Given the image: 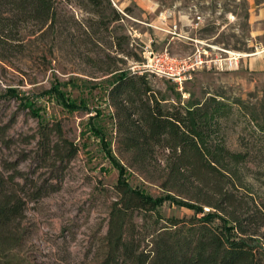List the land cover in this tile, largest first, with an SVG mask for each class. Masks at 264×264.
<instances>
[{"label":"rangeland","instance_id":"1","mask_svg":"<svg viewBox=\"0 0 264 264\" xmlns=\"http://www.w3.org/2000/svg\"><path fill=\"white\" fill-rule=\"evenodd\" d=\"M112 2L123 17L109 28H102L98 16L77 4L64 3L65 42L59 43L56 34L45 39L34 36L22 52L19 48L8 52L6 61L0 56V126L7 128L9 140L0 155V167L16 163L23 173L17 181L23 186L26 179L33 181L44 192L39 198H28L23 217L9 232L16 242L3 246L5 259H13L11 264L94 262L116 196L113 186L119 179L159 199L166 216L194 214L158 182L128 168L115 152L116 129L107 99L112 78L107 69L112 60L107 55L121 57L118 66L131 71L132 64L143 59L146 45L176 57L193 53L201 44L245 54L237 69L194 73L183 90L168 79H150L162 91L165 105L203 103L216 97L242 109L224 131L231 149L252 153L241 167L244 184L239 196L248 203L264 246V135L253 132L255 123L264 125V0ZM114 36L122 38L125 53L114 52ZM10 87L17 88L18 98L9 97ZM72 103L77 105L74 110L68 106ZM90 119L102 134L91 130ZM55 120L61 121L65 136L80 147L70 161L58 156L42 158L40 123ZM26 187L30 192L35 189Z\"/></svg>","mask_w":264,"mask_h":264},{"label":"trees","instance_id":"2","mask_svg":"<svg viewBox=\"0 0 264 264\" xmlns=\"http://www.w3.org/2000/svg\"><path fill=\"white\" fill-rule=\"evenodd\" d=\"M64 3L95 14L102 28L123 17L112 0H0L1 59L6 61L15 49L22 52L34 36L45 39L56 34L59 43L65 42ZM114 39V52L125 53L122 38ZM107 56L112 60L107 99L116 129L115 152L128 168L158 182L194 214L166 216L159 199L119 179L113 186L116 196L100 253L91 264H264L256 219L239 196L244 184L241 167L252 153L231 149L224 131L242 109L216 97L203 103L165 105L162 91L149 76L119 67L123 59L117 55ZM7 92L10 98L19 96L15 87ZM68 106L74 110L77 105ZM25 108L38 116L32 107ZM89 126L102 134L92 119ZM6 129L0 126V155L9 142ZM39 130L44 160L58 156L70 161L79 153L80 147L65 136L61 121L41 122ZM258 131L264 135L263 124L255 123L253 132ZM16 165L0 167V264L13 261L5 259L3 246L16 242L9 232L23 217L28 198L44 195L35 182L26 179L23 186L17 181L23 173ZM27 185L37 187L30 192Z\"/></svg>","mask_w":264,"mask_h":264},{"label":"built area","instance_id":"3","mask_svg":"<svg viewBox=\"0 0 264 264\" xmlns=\"http://www.w3.org/2000/svg\"><path fill=\"white\" fill-rule=\"evenodd\" d=\"M245 54L217 45H196V50L184 57H176L168 50L155 51L151 45L144 47L143 59L131 66V71L149 77L155 76L173 81L183 90L194 73L204 69L234 70Z\"/></svg>","mask_w":264,"mask_h":264}]
</instances>
